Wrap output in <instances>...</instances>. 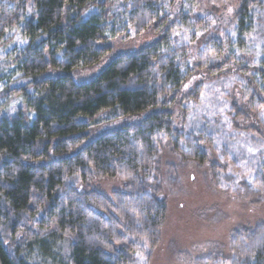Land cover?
Segmentation results:
<instances>
[{"label": "trees", "instance_id": "obj_1", "mask_svg": "<svg viewBox=\"0 0 264 264\" xmlns=\"http://www.w3.org/2000/svg\"><path fill=\"white\" fill-rule=\"evenodd\" d=\"M196 1L173 8L175 0H0V264L149 257L166 216L154 175L165 145L205 164L203 147L239 144L231 148L244 167L231 161L223 172L213 164L215 180L253 204L264 201V136L248 128L228 135L215 119L188 126L184 119L181 129L174 119L176 108L185 112L200 95L183 99L194 73L222 69L207 65L215 56L224 68L235 65L233 84L264 127V0H238L234 25L224 31L193 13ZM152 25L153 43L117 55L87 81L73 80L72 72L106 56L110 41ZM189 31L202 37L195 62L175 37ZM106 111L137 119L92 136L95 117ZM108 178L120 179L124 191L92 189ZM231 242L228 257L196 264H264V222L234 232Z\"/></svg>", "mask_w": 264, "mask_h": 264}, {"label": "rangeland", "instance_id": "obj_2", "mask_svg": "<svg viewBox=\"0 0 264 264\" xmlns=\"http://www.w3.org/2000/svg\"><path fill=\"white\" fill-rule=\"evenodd\" d=\"M175 1L173 8L179 7L183 2V0ZM196 2L193 13L201 15L206 25L215 26L219 31L234 25L235 14L239 7L238 0H197ZM167 15L168 13L165 14L166 17ZM85 17L86 13L82 14V18ZM168 17H171V14ZM175 35L177 41L189 47L188 60L197 61L202 43L200 33L189 31L182 32L181 36H177V33ZM157 38L155 25L130 38L118 37L108 43L110 51L104 58L89 68L72 72L71 76L78 83L87 81L95 77L117 55L135 52L150 45ZM206 62L209 66L222 69L218 68L220 70L215 73L207 69L194 73L185 86L186 93L183 94V99L187 98L186 94L189 95L190 92L192 95L196 91L200 95L186 101V106H182L185 112L176 108L174 119L178 128L186 129L182 127L184 119L188 120L187 126L193 125L200 119H215L214 125L222 124L225 130H230L228 135L230 132L237 133L236 129L248 128L264 136L263 124L261 120H257L261 118L247 113V104L241 98L237 85L233 84L236 80L230 75L237 71L234 70L235 65L231 64L224 68L222 61L215 56L209 57ZM242 111L246 113L242 114ZM136 119H117L110 114V111L100 113L93 121L91 135L115 129ZM238 136H241V133H238ZM226 137L222 135L225 142L228 141ZM228 144L231 147L239 146L237 143ZM231 147L227 145L223 149L203 147L208 161L205 164H198L195 161L184 160L170 146H164L154 175L159 195L166 205L165 220L160 229L158 243L149 257L145 259L142 256L134 264H196L198 259L202 258L220 262L230 254L234 232L252 229L260 222H264V201L253 204L248 199L234 194L222 180H215V176L220 172L214 169L213 164L218 165L223 172H226V169L221 166L226 163L231 164V161L244 167L238 155L239 151ZM91 187L105 195L114 191H124V184L118 178L94 180ZM143 252V255H146L145 250Z\"/></svg>", "mask_w": 264, "mask_h": 264}, {"label": "snow or ice", "instance_id": "obj_3", "mask_svg": "<svg viewBox=\"0 0 264 264\" xmlns=\"http://www.w3.org/2000/svg\"><path fill=\"white\" fill-rule=\"evenodd\" d=\"M229 11L231 12V9H229ZM262 115H264V112H262ZM249 151H252L251 149H249Z\"/></svg>", "mask_w": 264, "mask_h": 264}]
</instances>
